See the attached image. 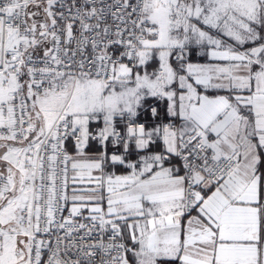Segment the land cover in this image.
I'll list each match as a JSON object with an SVG mask.
<instances>
[{"label": "snow or ice", "instance_id": "1", "mask_svg": "<svg viewBox=\"0 0 264 264\" xmlns=\"http://www.w3.org/2000/svg\"><path fill=\"white\" fill-rule=\"evenodd\" d=\"M0 264H264V0H0Z\"/></svg>", "mask_w": 264, "mask_h": 264}]
</instances>
